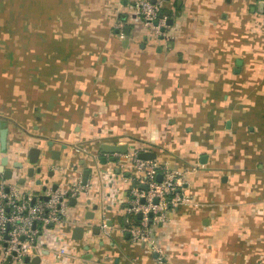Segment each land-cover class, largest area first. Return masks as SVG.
I'll return each instance as SVG.
<instances>
[{"label": "crops", "instance_id": "1", "mask_svg": "<svg viewBox=\"0 0 264 264\" xmlns=\"http://www.w3.org/2000/svg\"><path fill=\"white\" fill-rule=\"evenodd\" d=\"M134 1L0 0L9 166L42 167L24 185L26 170L7 181L82 192L43 231L41 264H264V0H163L173 19L163 34ZM103 143L127 153L113 162ZM145 148L182 173L194 201L151 225L160 252L128 231L139 216L126 212L125 155Z\"/></svg>", "mask_w": 264, "mask_h": 264}, {"label": "built area", "instance_id": "2", "mask_svg": "<svg viewBox=\"0 0 264 264\" xmlns=\"http://www.w3.org/2000/svg\"><path fill=\"white\" fill-rule=\"evenodd\" d=\"M163 0H136L132 9L144 20V25L156 34H163L168 22L161 16ZM121 20L116 24L124 28ZM147 149L133 150L127 157L131 183L130 199L126 205L128 215L141 214L128 231L135 242L149 244L151 250L160 252L151 238V225L163 223L179 205L193 204L192 197L182 190L183 175L170 169L168 162L142 159L138 155ZM162 175L159 180L158 175ZM147 186V189L144 188ZM79 189H47L43 194L22 191L16 183L0 180V264L9 260L25 263L26 257L36 256L42 233L50 225L60 223L67 215L70 198L78 196ZM42 195L48 198L41 197ZM35 197V200H34ZM106 228V225L104 226ZM66 248L59 249L54 257L63 259Z\"/></svg>", "mask_w": 264, "mask_h": 264}, {"label": "water", "instance_id": "3", "mask_svg": "<svg viewBox=\"0 0 264 264\" xmlns=\"http://www.w3.org/2000/svg\"><path fill=\"white\" fill-rule=\"evenodd\" d=\"M153 2H155V0H153ZM164 14L166 15H170V11L167 12H162L161 16H163ZM168 24H172L173 23V19L169 18L168 19ZM129 28V27H128ZM8 133H9V129L3 125L2 121L0 120V148H1V152L3 154H5L1 161H0V180L4 179V180H10L13 177H15V170H26L27 175H25L24 177H20L19 179V183H21L22 185L27 183V179H33L35 178V173H40L42 171V167H38L35 169L34 166L31 167H25V163L21 162V161H16L15 163H13V166H9V156L7 155V151H8ZM127 149H128V145L127 144H113V143H103L101 145V150L102 152L108 153V154H112V157L110 158L111 161H116L118 160V156L121 154H125L127 153ZM40 154H41V149L39 148H32L31 149V156H30V160L29 163L30 164H37L39 162V158H40ZM140 158L142 159H155L157 154L154 151H141L138 155ZM36 171V172H35ZM120 169H117V172H119ZM90 173V169H85L83 171V180L82 183L83 185L87 184L88 181V176ZM162 175H158L159 180H161ZM38 186V189H35L33 186ZM59 183H53L51 185V188L53 189H57L59 187ZM41 187V188H40ZM49 188V185L44 183L42 178H38L35 179V181L30 185V189L28 192H32V190L34 192H40V191H46ZM145 189H147V186H144ZM80 192L78 194V196L72 197L70 198V202H71V206L76 207L77 205H79V197L81 196ZM44 195H42L41 197H43ZM44 198H48L47 196H44ZM35 200V197H34ZM97 205L93 206L92 211H90V213L92 214L90 216V218L94 217L95 214V210L97 209ZM139 218L141 217V214H138ZM127 219V217H124V221ZM86 230V226L81 223L76 225L74 231L79 233L78 236H76L78 239L83 237V234ZM41 256H36L34 257L32 260L30 259V257H26L25 258V263H31L32 264H41ZM6 264H22V263H14L11 260H9Z\"/></svg>", "mask_w": 264, "mask_h": 264}, {"label": "trees", "instance_id": "4", "mask_svg": "<svg viewBox=\"0 0 264 264\" xmlns=\"http://www.w3.org/2000/svg\"><path fill=\"white\" fill-rule=\"evenodd\" d=\"M141 19L143 20V18L141 17ZM144 21V20H143Z\"/></svg>", "mask_w": 264, "mask_h": 264}]
</instances>
